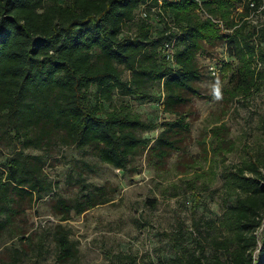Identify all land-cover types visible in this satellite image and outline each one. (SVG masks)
<instances>
[{"label": "trees", "instance_id": "obj_1", "mask_svg": "<svg viewBox=\"0 0 264 264\" xmlns=\"http://www.w3.org/2000/svg\"><path fill=\"white\" fill-rule=\"evenodd\" d=\"M262 13L264 0H0V141L16 145L0 171V264H38L45 243L32 241L25 212L53 184L43 155L29 150L70 146L121 171L140 151L156 171L167 168L173 153L189 162L185 107L200 96L197 55L223 43L237 62L228 78L231 96L258 90L264 85V22L251 24V18ZM165 42L173 44L172 62L163 55ZM155 85L162 111L173 119L144 121L129 104L114 101L116 93L147 99ZM158 126L156 137L142 135ZM226 133L225 125L213 126V145L203 144L202 155L211 153L214 162L230 151ZM91 172L90 161L75 159L70 174L79 191L49 199L59 222L41 237L50 238L57 264L78 259L62 222L111 200L106 186L86 181ZM222 173L221 215L207 220L205 231L196 223L193 247L176 241L174 254L159 264H264V142L238 163L223 165ZM191 189L194 211L200 196ZM125 256L115 255L120 264Z\"/></svg>", "mask_w": 264, "mask_h": 264}, {"label": "rangeland", "instance_id": "obj_2", "mask_svg": "<svg viewBox=\"0 0 264 264\" xmlns=\"http://www.w3.org/2000/svg\"><path fill=\"white\" fill-rule=\"evenodd\" d=\"M259 22H264V13L252 16L251 24ZM196 60L203 76L198 82L200 96H194L185 107L190 137L184 154L189 162L182 161L181 152L173 153L167 168L156 171L148 164L146 153L140 151L131 158L128 170L121 171L70 146L55 144L49 150H29L43 155L44 174L53 184V190L25 212V226L28 233L33 234L32 241L45 238L38 264H57L50 238L41 235L59 222L51 212L50 197H71L79 191L76 175L70 174V166L78 158L93 165V172L85 175L86 181L106 186L111 200L81 214L72 212L70 219L62 222L76 241L77 264H120L116 254L126 255L124 264L148 261L159 264L174 254L176 241L193 247L196 223L200 231H205L206 221L221 215L223 165L238 163L264 142V85L244 97L231 96L232 85L228 78L237 62L228 56L223 43L207 45ZM228 63L231 67L225 70ZM213 64L219 70L216 76L209 73L208 67ZM122 77L128 79L129 73L123 70ZM150 94L142 100L116 93L114 101L129 104L144 121L160 124L173 119L161 109L160 86H153ZM218 125H225L226 138L233 146L225 155L215 156L213 162L211 153L207 157L202 155V147L205 143L207 147L213 145L210 129ZM160 131L158 126L142 135L154 138ZM15 146L7 140L0 141V171ZM192 186L200 196L199 206L194 211ZM14 241L17 245V240ZM30 255L34 260V252Z\"/></svg>", "mask_w": 264, "mask_h": 264}, {"label": "built area", "instance_id": "obj_3", "mask_svg": "<svg viewBox=\"0 0 264 264\" xmlns=\"http://www.w3.org/2000/svg\"><path fill=\"white\" fill-rule=\"evenodd\" d=\"M206 16L208 15L206 14ZM218 24H220V26L222 27V23L220 21H218ZM162 52L166 60L171 62L173 61L174 50H173L172 42H165L162 48ZM208 68H209V73H211L212 75L216 76L219 72L216 64L210 65Z\"/></svg>", "mask_w": 264, "mask_h": 264}]
</instances>
